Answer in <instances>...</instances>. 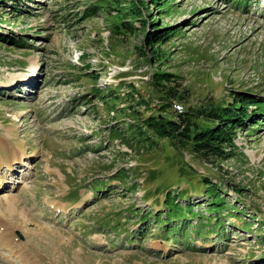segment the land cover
I'll return each mask as SVG.
<instances>
[{
    "label": "rangeland",
    "instance_id": "obj_1",
    "mask_svg": "<svg viewBox=\"0 0 264 264\" xmlns=\"http://www.w3.org/2000/svg\"><path fill=\"white\" fill-rule=\"evenodd\" d=\"M115 1L0 4V138L13 162L0 202L13 195L30 215L18 240L39 264H264V117L239 127L226 159L145 124L264 103V0H118L143 3L118 34L117 11L97 8ZM3 247L0 264H19Z\"/></svg>",
    "mask_w": 264,
    "mask_h": 264
},
{
    "label": "trees",
    "instance_id": "obj_2",
    "mask_svg": "<svg viewBox=\"0 0 264 264\" xmlns=\"http://www.w3.org/2000/svg\"><path fill=\"white\" fill-rule=\"evenodd\" d=\"M11 2H19L21 0H9ZM158 1V0H157ZM240 2V0H237V2ZM4 3L3 0H0V4ZM121 2H118L116 0L112 5L109 7L110 9L107 10L105 6L97 7L100 10L109 11V16H113L111 13V10H116L118 18L122 20L121 22H115L113 24V27L111 28L113 31L111 33H122V29L126 28L127 30H133L132 24L130 21H127L128 16L134 15L136 18H139L142 16L141 10L143 9V3L141 1H137L136 4L131 3L129 6L121 5ZM15 9L20 10L19 7H15ZM127 10H133L131 12H127ZM96 11V10H94ZM126 15V16H125ZM125 18H124V17ZM133 17V18H135ZM0 21H5L4 19H1ZM123 27V28H122ZM2 33H0V38L2 40H8L3 38ZM154 37V36H153ZM149 39H151V36H149ZM10 42V39H9ZM11 42H13L11 40ZM158 43H161V41H155ZM16 44V43H15ZM156 75V74H155ZM159 76L161 79L157 78V80H162L164 77L166 78L167 75L164 73H159ZM158 84H161L158 82ZM157 84V85H158ZM98 91V90H96ZM174 89L170 88L168 91V96L175 99L177 96L173 94ZM116 97H118V94H115ZM234 104V105H213L209 107V110L199 111L197 114L194 113V111H191V117L188 115V113H185L184 115H179V122L175 120H170L167 116L163 115L164 113H160L158 115H152L149 117L148 120L145 121L143 119L142 121H145L146 126L150 127L153 132L156 133V135L172 139L178 141V145H182L186 148H191L194 152L197 154H201L203 156L208 157H216V158H225L228 156V152L226 151L227 148H234L235 140H237V133L240 126L246 125L248 121H252L253 118H259L260 116L264 117V103L256 102L254 100L250 99H242L241 102ZM250 104H255L257 109H259V113L254 112L248 113ZM170 106L166 104L161 109L162 111L165 110L167 112V109ZM250 115V118H247L246 115ZM189 117H186V116ZM205 118L203 122H199V119ZM181 120V121H180ZM174 143V142H173ZM177 146V145H176ZM179 147V146H178ZM207 180V179H205ZM210 190L211 196L216 198L217 196H220V193H217V190L214 189V187L210 186L208 188ZM168 201L167 203L169 202ZM174 204L175 199H174ZM213 204L210 206H221L224 204V199L221 198L220 203H216V200L214 199ZM180 216L179 212H176L175 218H178ZM181 217V216H180Z\"/></svg>",
    "mask_w": 264,
    "mask_h": 264
},
{
    "label": "bare ground",
    "instance_id": "obj_3",
    "mask_svg": "<svg viewBox=\"0 0 264 264\" xmlns=\"http://www.w3.org/2000/svg\"><path fill=\"white\" fill-rule=\"evenodd\" d=\"M8 148H9L8 143H5L4 139L0 138V168H3V166L5 165L10 166L11 164H13V162L6 160L7 158L2 156V150L8 149ZM16 165H20V164H16ZM15 170L16 169L7 170V172L10 174L11 173L15 174L16 173ZM10 174L9 176H12ZM0 177L2 176L0 175ZM2 184L3 183L1 179L0 187H3ZM19 201H20L19 198H16L13 195H9L5 198V201H2L3 203L5 202L6 206L3 207L0 204V244L4 246L3 247L4 250H6L11 256L18 259L19 264H39V261H38L39 258L37 259V257L32 255L29 251V248H28L29 243L25 240L23 242L21 240H18L19 236L17 235V232H18L17 230H19L20 233L24 236H27L30 232L29 229L27 228L28 222L30 221V218H29L30 215H28L27 211L18 209L20 207ZM5 204H2V205H5ZM6 207H8V209H6ZM4 210H6L7 212H5ZM12 215L22 217L21 224L14 225L13 222L9 220V218ZM34 230L38 231V228H35ZM39 231L41 230L39 229Z\"/></svg>",
    "mask_w": 264,
    "mask_h": 264
},
{
    "label": "built area",
    "instance_id": "obj_4",
    "mask_svg": "<svg viewBox=\"0 0 264 264\" xmlns=\"http://www.w3.org/2000/svg\"><path fill=\"white\" fill-rule=\"evenodd\" d=\"M179 108V110H182V107L181 106H177Z\"/></svg>",
    "mask_w": 264,
    "mask_h": 264
}]
</instances>
